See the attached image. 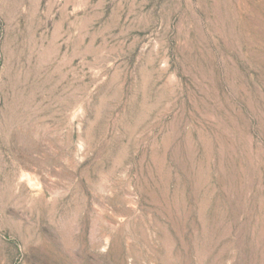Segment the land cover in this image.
Returning <instances> with one entry per match:
<instances>
[{
	"label": "rangeland",
	"instance_id": "obj_1",
	"mask_svg": "<svg viewBox=\"0 0 264 264\" xmlns=\"http://www.w3.org/2000/svg\"><path fill=\"white\" fill-rule=\"evenodd\" d=\"M0 264H264V0H0Z\"/></svg>",
	"mask_w": 264,
	"mask_h": 264
}]
</instances>
